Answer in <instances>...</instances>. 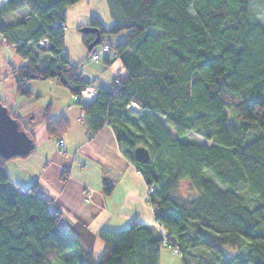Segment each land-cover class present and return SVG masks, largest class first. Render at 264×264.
<instances>
[{
  "label": "trees",
  "instance_id": "trees-1",
  "mask_svg": "<svg viewBox=\"0 0 264 264\" xmlns=\"http://www.w3.org/2000/svg\"><path fill=\"white\" fill-rule=\"evenodd\" d=\"M78 1L6 0L0 6V36L26 61L12 69L15 91L39 97L30 90L34 80H54L75 99L85 87L95 88L90 105L76 99L83 122L92 134L109 126L123 157L153 187L147 203L167 243L155 226L101 229L102 256L95 259L60 227L38 183L13 182L5 165L14 158L0 157V264H158L161 245L178 248L182 264H264V28L251 16L249 0H106L114 24L105 29L90 17L87 26L98 29V45L109 46L102 62L117 61L123 72L108 86L82 81L63 53V9ZM23 10L22 19L2 24ZM121 32L115 43L105 37ZM80 34L89 55L94 34ZM41 39L48 45L39 46ZM130 102L142 113L130 112ZM42 119L54 140L68 127L50 118L48 108ZM137 147L149 152L147 164L134 160Z\"/></svg>",
  "mask_w": 264,
  "mask_h": 264
},
{
  "label": "crops",
  "instance_id": "crops-1",
  "mask_svg": "<svg viewBox=\"0 0 264 264\" xmlns=\"http://www.w3.org/2000/svg\"><path fill=\"white\" fill-rule=\"evenodd\" d=\"M20 12L6 16L3 21H12ZM63 13L66 25L63 53L72 65L80 66L88 52L77 28L87 26L90 17H95L105 29L111 27L114 20L109 14L106 0H79L66 6ZM10 48L15 53L12 46ZM17 56L20 59L18 65H11L5 59L0 64V102L19 118L21 127L27 129L33 144V150L27 157L28 166L30 161L33 162L35 170L30 174L23 170L26 176L16 175L13 178L6 173L22 187L37 182L38 192L46 201L49 211L59 214L60 227L77 241L85 253L100 259L103 246L97 233L101 229L121 231L133 223L154 227L152 208L145 201L144 179L121 154L112 129L104 125L96 133H90L87 125L78 121L81 110L76 99L54 80H45L50 87L49 94L34 91L30 87L39 96L35 100L36 104L42 102V105L23 116V108L16 107L17 93L11 73L13 68L24 65L26 61ZM80 74L82 81L103 86H108L118 75L124 77L119 63L112 60L107 64H85L81 66ZM3 85L12 89L14 96L11 102L3 97ZM46 108L50 118H62L68 125L60 137L64 142L62 152L56 150V140L45 131L46 123L42 116ZM23 121L26 123L23 124ZM107 185L111 186L109 193L104 192Z\"/></svg>",
  "mask_w": 264,
  "mask_h": 264
},
{
  "label": "rangeland",
  "instance_id": "rangeland-1",
  "mask_svg": "<svg viewBox=\"0 0 264 264\" xmlns=\"http://www.w3.org/2000/svg\"><path fill=\"white\" fill-rule=\"evenodd\" d=\"M1 6V5H0ZM249 9L251 12V16L256 19L261 26L264 28V0H249ZM27 14V12H25L24 10L21 11L20 13H18L17 15H15V18L11 21V20H4L2 21V24H7V22H16L19 21L20 19H22L25 15ZM65 25V23H64ZM66 27V25H65ZM123 33L118 35V36H106L105 37L110 40L111 42L115 43L118 41V39H122L123 38ZM0 41L2 42V48L0 49V64L2 63L3 59L7 60L8 63H10L11 65H18L19 62V57L13 52V50L10 48L9 44L7 43V40L2 39V37L0 36ZM95 49H98L97 47ZM93 62H90V64ZM98 63H102V60H100ZM85 64H88V60L87 58L82 62V64H80V66H84ZM91 66H94L93 64ZM5 93L3 95V97H6L8 99V101L11 102V100L13 99V92L12 89L10 87H8V85H3ZM29 86L32 88V90H36L37 92H41L43 91L46 94H49V85L46 81H30L29 82ZM35 86H37L35 88ZM30 88V90H31ZM31 90V91H32ZM64 91V89H61ZM15 98H17V104L16 107L21 106L23 108V116L26 114H29L31 112H33L34 110L38 109L39 106L42 105L41 103H37L36 104V97L35 96H31V97H25V96H19L16 95ZM58 98L60 99L61 97L58 96ZM3 99V98H2ZM3 102H6L5 100H2ZM2 103V102H1ZM228 117H231V113L227 112ZM81 115V113H80ZM79 115V118H80ZM78 121H81L79 120ZM26 122L23 121V124H25ZM167 131L170 135L171 138H175V134L173 133V131L170 128H167ZM191 139H193L195 142L197 143H202V140L200 138H197L196 136L190 135ZM29 158V157H28ZM27 157L24 159H15V160H11L9 162H7V164L5 165V171L10 175V177H14V176H18V177H22V176H26V174H23V170L26 171V173L30 174L32 171L35 170V167L33 166V162L30 161L29 166H31V168L29 169L28 167V159ZM205 178L208 180H212L213 182H215L214 178H212V176L210 174L205 175ZM215 184L220 188L221 186L217 184V182H215ZM222 188V187H221ZM147 190V187H146ZM187 192V185L181 184L180 187L178 188V194L183 196L185 195V193ZM238 193L240 196H242L243 200L250 206H254L255 204L249 200L248 196L246 195L245 191L243 188H239L238 189ZM146 197V196H145ZM146 201V200H145ZM147 202V201H146ZM224 252L226 253V255H232L234 252L231 249L228 248H224ZM159 262L158 264H182L180 256L178 254L173 253V251L171 250L170 246H166V245H161L160 247V254H159ZM52 264H60L56 259L53 260Z\"/></svg>",
  "mask_w": 264,
  "mask_h": 264
},
{
  "label": "water",
  "instance_id": "water-1",
  "mask_svg": "<svg viewBox=\"0 0 264 264\" xmlns=\"http://www.w3.org/2000/svg\"><path fill=\"white\" fill-rule=\"evenodd\" d=\"M80 33L94 34V40L89 44L88 50L99 44L98 29L83 26ZM32 146V139L27 132L19 128L18 121L8 114V109L0 102V157L6 160L25 157L31 152ZM133 158L139 164H147L150 161L149 152L143 147L134 149Z\"/></svg>",
  "mask_w": 264,
  "mask_h": 264
},
{
  "label": "built area",
  "instance_id": "built-area-1",
  "mask_svg": "<svg viewBox=\"0 0 264 264\" xmlns=\"http://www.w3.org/2000/svg\"><path fill=\"white\" fill-rule=\"evenodd\" d=\"M6 0H0V5H2ZM63 30H66V27L64 25V23L60 24ZM48 45V41L47 39H41L39 41V46H47ZM98 49H95V48ZM94 47V49L91 51V53L88 55L87 60L88 63L90 62H99L102 58V56L107 53L109 51V46L106 43H101L100 45ZM113 57H116L115 54H113ZM78 72H80L81 70V66L77 67ZM116 88L119 87V82L118 80L114 81ZM96 96V90L95 88H93L91 85L85 87L83 90L80 91L78 97L76 98L77 101H79V104L81 106H87L90 105L92 103V101L94 100ZM128 110L130 112H132L133 114H141L142 113V109L134 102H130L128 105ZM79 120L83 121V113L81 112L80 118ZM55 147L56 150L58 152H62L63 151V147H64V142L61 138L56 139L55 141ZM153 191V187H147L146 190V197L145 200L148 201V196L149 194ZM155 228L159 231V233L162 236L163 239V244H166V232L158 225H154ZM171 250L173 251V253L178 254L179 249L174 247L171 248Z\"/></svg>",
  "mask_w": 264,
  "mask_h": 264
},
{
  "label": "clouds",
  "instance_id": "clouds-1",
  "mask_svg": "<svg viewBox=\"0 0 264 264\" xmlns=\"http://www.w3.org/2000/svg\"><path fill=\"white\" fill-rule=\"evenodd\" d=\"M88 106V105H87Z\"/></svg>",
  "mask_w": 264,
  "mask_h": 264
}]
</instances>
